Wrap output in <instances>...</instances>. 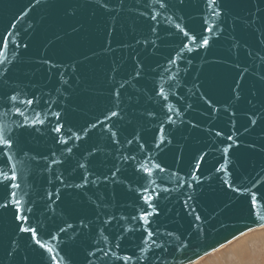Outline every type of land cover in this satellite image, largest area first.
Returning <instances> with one entry per match:
<instances>
[{
    "label": "water",
    "instance_id": "obj_1",
    "mask_svg": "<svg viewBox=\"0 0 264 264\" xmlns=\"http://www.w3.org/2000/svg\"><path fill=\"white\" fill-rule=\"evenodd\" d=\"M263 226L264 0H0V264H190Z\"/></svg>",
    "mask_w": 264,
    "mask_h": 264
},
{
    "label": "rangeland",
    "instance_id": "obj_2",
    "mask_svg": "<svg viewBox=\"0 0 264 264\" xmlns=\"http://www.w3.org/2000/svg\"><path fill=\"white\" fill-rule=\"evenodd\" d=\"M193 264H264V226L232 240Z\"/></svg>",
    "mask_w": 264,
    "mask_h": 264
},
{
    "label": "snow or ice",
    "instance_id": "obj_3",
    "mask_svg": "<svg viewBox=\"0 0 264 264\" xmlns=\"http://www.w3.org/2000/svg\"><path fill=\"white\" fill-rule=\"evenodd\" d=\"M209 30H211V29H209ZM208 43V41L205 39L204 41H203V44H207ZM113 115H116V113H113ZM57 131H58V129H56ZM5 144H7L8 143V141L7 140H4L3 141ZM15 178V176H13V179ZM255 203H256V198H255V196H253V198H252V204L253 205H255ZM22 230H25V231H27L28 229H22Z\"/></svg>",
    "mask_w": 264,
    "mask_h": 264
},
{
    "label": "bare ground",
    "instance_id": "obj_4",
    "mask_svg": "<svg viewBox=\"0 0 264 264\" xmlns=\"http://www.w3.org/2000/svg\"><path fill=\"white\" fill-rule=\"evenodd\" d=\"M254 229H255V228H254ZM252 230H253V229H252ZM250 231H251V230H250ZM248 232H249V231H248ZM231 241H232V240H231ZM231 241H230V242H231ZM228 243H229V242H228ZM228 243H226V244H228ZM226 244H225V245H226ZM222 247H223V246H222ZM220 248H221V247H220ZM218 249H219V248H218ZM214 251H215V250H214ZM214 251H213V252H214ZM211 253H212V252H211ZM209 254H210V253H209ZM206 255H208V254H206ZM206 255H204V256H206ZM204 256H202V257H204ZM202 257H201V258H202ZM199 259H200V258H199ZM199 259H198V260H199ZM196 261H197V260H196ZM196 261H194V262H196ZM194 262H192V263H190V264H193Z\"/></svg>",
    "mask_w": 264,
    "mask_h": 264
}]
</instances>
